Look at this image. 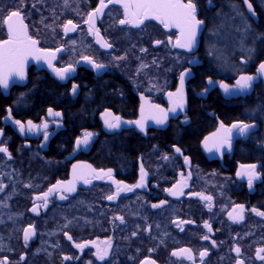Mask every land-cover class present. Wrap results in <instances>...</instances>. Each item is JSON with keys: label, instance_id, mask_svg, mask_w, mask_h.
<instances>
[{"label": "flooded vegetation", "instance_id": "1", "mask_svg": "<svg viewBox=\"0 0 264 264\" xmlns=\"http://www.w3.org/2000/svg\"><path fill=\"white\" fill-rule=\"evenodd\" d=\"M248 1L255 19L241 0H193L203 23L189 50L174 46L178 28L153 19L139 27L120 24L124 9L115 0H105L95 16L99 36L85 21L100 0H0V40L7 39L3 20L19 11L37 47L55 52L53 66L72 69L61 79L46 60L29 56L24 78L13 75L7 88L0 85V147L8 149L0 152V262L264 264V252L258 254L264 249V215L258 214L264 213V74L257 73L264 55L230 56L235 72L222 73L210 44L216 28L234 16L232 6L261 35L264 3ZM69 20L77 28L66 33ZM101 38L111 47H102ZM181 73L184 106L170 111L175 97L169 93L180 87ZM241 75L254 77L243 91L236 87ZM210 96L238 114L226 118L206 111L209 123L194 131L195 107L205 106ZM105 113L119 117V127L108 128ZM164 113L167 118L157 123L153 117ZM142 116L143 130L135 123ZM29 121L35 125L30 131ZM221 123L251 127L244 134L233 129L230 144L209 151L205 138ZM86 132L92 133L88 144L77 146ZM73 165L90 183L78 179L75 191L57 187L46 201L36 199L58 181L67 185ZM249 165L256 166L251 187L246 175H237ZM109 169L111 179L94 178ZM142 174L143 186L135 187ZM113 181L132 190L115 195ZM30 226L34 234L25 241ZM97 248L107 249L103 260ZM180 249L190 250L192 259L172 255Z\"/></svg>", "mask_w": 264, "mask_h": 264}, {"label": "snow or ice", "instance_id": "2", "mask_svg": "<svg viewBox=\"0 0 264 264\" xmlns=\"http://www.w3.org/2000/svg\"><path fill=\"white\" fill-rule=\"evenodd\" d=\"M109 3L114 2V0H108ZM115 2L121 3L123 9H124V19L120 20V24H132L136 27H139L141 24L145 22V20L148 19H155L158 20L161 24L164 25L165 28L169 27H175L179 29L180 35L176 40L175 47L178 48H186L191 50L194 42L196 33L198 30V27L203 23V21L197 19L196 16V5L193 2V0H115ZM65 3H67V0H65ZM245 3H248V0H245ZM107 5L105 4V0H100V7H98L95 10L94 13H89L88 19L85 21V23L89 26V32L95 31V34L99 36V30L95 29V16L96 14H99L103 11L104 7ZM249 10L252 9V5L248 3ZM3 24L7 26V39L0 40V85L7 88L9 79L11 76L16 75L19 76L21 79L24 78V72H23V66L29 56H34L37 60L44 59L47 61L48 66L52 68V70L56 73L57 76H59L61 79L64 78L65 74L67 72H70L71 66L67 68L58 69L55 68L52 64V61L55 59V52H49L48 50H42L37 47V41L34 40L31 36L28 34L27 26L24 23V20L21 16V13L19 11L12 12L7 18L3 20ZM64 31L71 32L75 31L77 28V25L73 24L72 21H68L64 26ZM98 43H101L102 47H111L110 44H107L102 41V38L97 41ZM159 43V41H157ZM56 51H60V49H57ZM85 60H89L88 57L84 58ZM90 63H93V66L96 68H101L103 65L95 64L91 60H89ZM258 73L264 74V63H261L258 68ZM184 78L185 74L181 73L180 76V87L176 90L175 93H169V97H175L174 100V107L170 109V111H175L176 107L183 108L184 106ZM254 77L250 75H241L240 78L236 81V87L240 90H246L251 87L252 81ZM211 83V81H210ZM220 87L224 89L225 92L229 91V85L221 83ZM76 86H73V91H75ZM161 113H163V110H160ZM143 112V108H142ZM49 114H52V110L49 109ZM56 116H59L60 113H55ZM156 119L157 123H163L164 119L167 118L166 113H164L161 117H153ZM144 119L145 117H141V120L136 121L135 123L140 127L141 130L144 129ZM16 124L20 126V130L24 131V125L21 124L20 121H16ZM29 131L32 127H35V125H32V122L29 121ZM105 124L108 128H117L120 124V118L119 117H112L111 113H105ZM44 127H47V124L44 125ZM251 125L245 124V123H234L230 128H227L221 123L220 128L217 129L215 133L212 134V137H206L205 138V147L211 151L212 148H216L219 150L223 145L230 144L232 130L238 129L240 134H244ZM92 136V133L86 132L82 139L77 140V146L80 144L87 145L89 142L90 137ZM45 138H47V134H45ZM209 140H212L211 146L209 145ZM177 152L180 151V149H176ZM0 152L7 153L8 149L6 147H0ZM185 160L187 162V157H185ZM79 166L73 165V179L68 182L67 185H62L61 182H57V185H54L53 188H50L48 192L44 193L42 197H37L36 199H44L47 200V197L49 193H51L54 189L57 187H63L64 191L72 192L75 191V182L78 179H84L85 183H90L89 179H86L83 173H78L77 168ZM90 168L91 166H85ZM255 165H249V166H242V169H244L241 172H238L237 175H246L248 177V184L249 187H251L253 179L256 177L255 173ZM93 173H95V170H92ZM143 173V170H142ZM105 177L111 179L112 177V170L109 169L107 172H104L101 170L100 173H95L96 179H104ZM143 180L144 175H141V181L135 187H142L143 186ZM113 183L117 184L116 188V194L119 195L121 191H131L132 189L125 186L124 188H121L119 186V182L113 181ZM173 195L176 193L173 192ZM65 197H61V199H64ZM114 195H109L107 197L108 200L114 199ZM206 200H211V197H203ZM153 207H157V205H153ZM241 210L243 209V206H239ZM33 211H37V208L34 207L32 209ZM255 211V209H253ZM259 215H264V213H258ZM229 216L233 219H243L242 215H237L235 217L232 216V213H229ZM119 219H123L120 217ZM205 227L210 229V226L205 223ZM34 234V231L32 230L31 226L29 228H26L24 230V239L27 241L32 235ZM67 235V233H65ZM71 240V237H68ZM204 239H208L207 236L204 237ZM94 243V242H93ZM76 247L82 248L84 245L77 244ZM240 251L239 248L236 249V252L238 253ZM259 252H264V249H259ZM181 254H187L188 259H192L190 250L188 249H180L179 252H173V256L181 255ZM96 255L100 260H103L105 256L107 255V249L101 250L97 248ZM205 255H207V252H201L200 256L203 258ZM261 259H264V257H260ZM23 259V257H21ZM65 259H68V257H65ZM0 264H3V262H0ZM146 264H154L153 261H148Z\"/></svg>", "mask_w": 264, "mask_h": 264}, {"label": "rangeland", "instance_id": "3", "mask_svg": "<svg viewBox=\"0 0 264 264\" xmlns=\"http://www.w3.org/2000/svg\"><path fill=\"white\" fill-rule=\"evenodd\" d=\"M262 5L264 0H259ZM263 6V5H262ZM232 11L235 12L226 22L221 23L220 27H217L216 31L210 38L212 41L211 51L214 53V57L221 68V72H235L236 63L230 62L232 59L239 58L240 56H246L248 59L259 54V43L262 41V35H259L248 22L245 20L244 15L238 12V9L232 6ZM226 23V24H225ZM229 29L231 31H229ZM239 57H238V56ZM235 63V64H234Z\"/></svg>", "mask_w": 264, "mask_h": 264}, {"label": "trees", "instance_id": "4", "mask_svg": "<svg viewBox=\"0 0 264 264\" xmlns=\"http://www.w3.org/2000/svg\"><path fill=\"white\" fill-rule=\"evenodd\" d=\"M261 20V19H260ZM264 22V20H263ZM257 30V29H256ZM260 32V34L262 35V41L259 43V49L258 52L261 55H264V27L263 29L260 28V30H257ZM196 110L193 113V124H195L194 126V131H201L205 128V126H207V123H209L207 115L205 114L206 111L209 110H213L214 113H217L220 116L226 117V118H233L235 117L238 113L235 112V110H231V109H224L223 105H221L219 98H217L216 96L212 97L210 96V98L208 99V101L206 102L205 106L199 107L196 105ZM190 144V142H188ZM192 146V145H191ZM135 148V147H133Z\"/></svg>", "mask_w": 264, "mask_h": 264}, {"label": "water", "instance_id": "5", "mask_svg": "<svg viewBox=\"0 0 264 264\" xmlns=\"http://www.w3.org/2000/svg\"><path fill=\"white\" fill-rule=\"evenodd\" d=\"M242 2H243V6H244V9H245V11L247 12V14L251 17V18H253V19H255V14L253 13V9H251V10H249V8H248V3H249V1H248V3H245V0H241ZM153 20H155V19H153ZM155 21H157V22H159L158 20H155ZM194 45V44H193ZM262 63H264V62H262ZM258 68H259V66H258ZM258 68H257V73H258ZM258 74H260V73H258ZM260 75H262V74H260ZM240 78V77H239Z\"/></svg>", "mask_w": 264, "mask_h": 264}]
</instances>
